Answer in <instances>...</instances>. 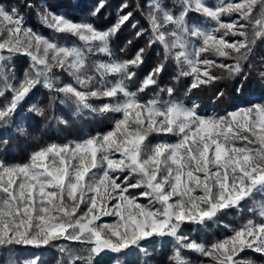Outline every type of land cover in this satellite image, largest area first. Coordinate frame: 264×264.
<instances>
[{
  "label": "snow or ice",
  "instance_id": "1",
  "mask_svg": "<svg viewBox=\"0 0 264 264\" xmlns=\"http://www.w3.org/2000/svg\"><path fill=\"white\" fill-rule=\"evenodd\" d=\"M177 3L178 13L164 0H147V27H140L135 36L147 32V47H161L163 60L138 80L145 48L120 59L112 47L132 17L131 11L119 14L127 3L106 29L53 12L42 3L37 18L52 31L49 38L26 25L17 7L0 2V98L6 101L0 107V127L8 126L38 86L49 92L47 108L59 98L74 116L101 115L112 123L110 130L83 139L46 144L24 163L0 159L3 264H41V253L19 250L49 247L62 254L56 264H96L97 258L126 264L128 257L146 254L148 245L141 242L153 237L171 238L174 264H190L185 251L210 257L212 264H252L234 259L245 249L264 254V202H257V197L264 198V101L209 115L201 113L197 103L188 105L176 97L173 87L159 85L169 60L177 67L175 79L192 78L189 92L224 78L213 69L223 70L228 78L241 77L237 92L253 71L264 80V70L248 63L257 41L264 40V0L255 16L257 0ZM190 13L203 21L190 22ZM234 14L230 22L222 20ZM228 36L240 39L230 42ZM64 37L82 44L68 43ZM204 53L233 62L202 59ZM17 55L30 61L19 78L13 64ZM54 69L67 73L71 82H62ZM223 95L221 91L217 99ZM45 110L38 102L27 109L38 116ZM55 119L70 126L62 116ZM18 130L23 133L25 128ZM248 204L259 222L249 218L238 227L225 224L231 235L224 238L206 244L182 230L190 224L206 231L230 210L240 212ZM102 217L114 220L104 222ZM60 241L77 242L79 247ZM18 252L20 262L14 258Z\"/></svg>",
  "mask_w": 264,
  "mask_h": 264
},
{
  "label": "trees",
  "instance_id": "2",
  "mask_svg": "<svg viewBox=\"0 0 264 264\" xmlns=\"http://www.w3.org/2000/svg\"><path fill=\"white\" fill-rule=\"evenodd\" d=\"M147 0H0V2L14 5L18 8L19 13L23 15L25 23L29 24L33 30L40 34L51 38L53 33L47 27H44L37 18V9L40 8L42 3H46L48 8L56 13H63L73 20H86L95 25L98 29H106L112 26L116 19L120 6L124 3L128 4L127 8H124L120 15H123L129 11L132 12L130 21L122 26L118 32L116 39L113 42V50L116 56L120 59H127L134 55L138 48H145L144 64L137 70L138 80H142L152 68L163 60L162 48L157 45L147 47L146 32L143 36L137 38L135 32L140 27H147V23L144 19L143 12L146 11ZM262 0H257L256 7L253 10V15H257L260 3ZM103 3V7L100 8L97 15H92L93 11L97 9L98 5ZM137 3L140 4V9H137ZM164 3L173 8L175 12L177 8L176 0H164ZM31 4L33 7H28ZM213 4V3H211ZM143 10V11H142ZM43 11V9H41ZM191 22H202L203 17L198 16L195 13L189 14ZM235 18V14L232 17L223 16V19L230 21ZM135 21H139L136 28H132L131 24ZM69 40H73V37H64ZM228 41L234 39H240V37H226ZM131 40L132 43L128 44ZM120 49H124L123 52ZM209 56L208 53L202 54ZM101 57L91 59H98ZM209 58L216 59L217 63H232L231 60H225L224 58H217L209 56ZM29 58L23 55H18L14 58L13 64L17 78L21 77L24 70L29 67ZM248 63H251L257 71L264 70V40H258L254 46L252 52L249 54ZM248 63L244 64L247 69ZM57 76L61 78L62 82H69L71 77L62 70L54 69ZM216 75L224 77L221 80H217L214 83L201 85L197 89H192L189 92L191 78L177 77V67L172 60H169L165 64V69L161 73L159 85L160 87H173L175 89V96L183 100L186 104L191 105L193 102L199 105V111L204 114H224L226 111L233 110L237 105H243L250 102L264 101V80L258 77L256 71L249 73L248 79L244 81L243 88L240 92L236 89L241 82V77L228 78L227 73L220 69H213ZM132 90H135L137 85H130ZM223 91L224 95L217 99L218 94ZM187 93V94H186ZM167 99V96H163ZM34 102H38L40 106H45V115L38 116L35 113L27 111L28 106ZM49 103V92L43 87H37L29 94L28 98L18 108L17 115L13 117L11 122L6 127H0V159L9 162H27L30 154L35 150L45 146L46 144L57 142L63 143L67 140L83 139L88 135H95L97 132H105L111 129L112 123L105 116L94 115L92 117L85 116L80 118L73 115V109L70 106L62 105L59 103V98L54 103L52 108H47ZM92 103L100 104L102 101L93 100ZM6 104L4 98H0V107ZM53 117L49 119V117ZM62 116L69 121L70 126H65L58 123L55 117ZM25 128V131L21 133L18 129ZM154 139V138H153ZM7 140V143L4 141ZM173 140V139H172ZM255 147V145H253ZM139 191V190H132ZM261 200V201H260ZM257 202H264L262 197H257ZM252 207L248 204L243 211L238 212L235 209L230 210V214L220 217L219 225H209L206 231L200 230L198 225H185L182 230L187 231L196 238L199 242L208 243L210 240L221 239L231 235V232L224 227L225 224L232 227H238L239 224L249 218L257 220L259 222L260 217L247 209ZM58 243H67L71 247H79L77 242L72 241H60ZM142 244L148 245L145 253H137L128 257L126 264H174V261L170 259L173 255L174 242L171 238H154L149 241H142ZM19 252H39L42 254L41 264H56L58 258L62 257V254L51 247L42 249H20ZM19 252L15 255V259L20 262L22 260ZM246 254L254 260L253 264H263L264 255L256 253L255 251L241 252L240 258H244ZM190 264H199L202 260L204 263L210 257H202L197 253L185 251L183 253ZM239 258V257H238ZM239 258V259H240ZM6 259L5 256L0 255V264ZM96 264H108V258H97Z\"/></svg>",
  "mask_w": 264,
  "mask_h": 264
},
{
  "label": "rangeland",
  "instance_id": "3",
  "mask_svg": "<svg viewBox=\"0 0 264 264\" xmlns=\"http://www.w3.org/2000/svg\"><path fill=\"white\" fill-rule=\"evenodd\" d=\"M177 1V0H176ZM147 2V1H146ZM208 2L211 4V3H213V5L216 3V0H208ZM225 2H227V0H225ZM232 2H239V0H232ZM177 10L175 11L176 13H178L179 12V10H180V8H179V5H177ZM23 16V15H22ZM222 20L224 21V22H230V21H226V20H224L223 19V16H222ZM191 22V21H190ZM26 25H29L28 23L26 24ZM43 25V24H42ZM44 26V25H43ZM45 27V26H44ZM71 38V37H70ZM74 39L73 40H69L68 41V43H73V42H75V43H77V44H82V42H80V41H78L77 40V38H75V37H73ZM18 56V55H17ZM94 58H97V57H94ZM102 58V57H101ZM59 70V69H58ZM188 77V76H187ZM190 77V76H189ZM191 78V77H190ZM191 80H192V78H191ZM69 82H71V80L69 81ZM27 99V98H26ZM154 139H156V138H154ZM167 139H169V142H174L175 141V138H167ZM173 139V140H172ZM264 199V198H263ZM261 201V200H260ZM141 202H146L145 200H144V198H141ZM114 220V218L113 217H102V221H104V222H112ZM154 238H156V237H153L152 239H154ZM245 251H247L248 253L250 252V251H253V250H249V249H245L243 252H245ZM240 254H241V252L240 253H238V255L236 256V257H234V259H236V260H239V258H240ZM264 255V254H263ZM239 257V258H238ZM207 258V257H206ZM246 260H250L251 262H252V264H253V262H254V260H252L250 257H249V254H246V256L244 257ZM241 259V258H240ZM198 264V263H197ZM199 264H201V262L199 263ZM204 264H212V262H211V260L210 261H208V259L206 260V262L204 263ZM264 264V263H263Z\"/></svg>",
  "mask_w": 264,
  "mask_h": 264
}]
</instances>
